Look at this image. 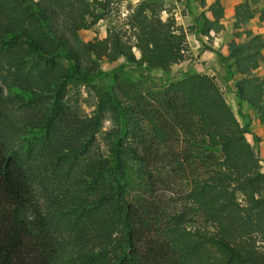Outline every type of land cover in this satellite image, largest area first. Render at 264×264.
<instances>
[{
	"label": "trees",
	"instance_id": "trees-1",
	"mask_svg": "<svg viewBox=\"0 0 264 264\" xmlns=\"http://www.w3.org/2000/svg\"><path fill=\"white\" fill-rule=\"evenodd\" d=\"M123 1L0 0V264H264V172L214 76L157 94L114 78L93 85L92 114L71 98L110 77L104 62L169 73L184 58L169 0L121 18ZM196 1L209 12L204 33L222 32V0ZM256 3L236 5L223 54L239 101L264 124V42L246 28L264 21ZM101 21L106 36L85 39ZM8 95L25 111L19 142Z\"/></svg>",
	"mask_w": 264,
	"mask_h": 264
},
{
	"label": "rangeland",
	"instance_id": "rangeland-1",
	"mask_svg": "<svg viewBox=\"0 0 264 264\" xmlns=\"http://www.w3.org/2000/svg\"><path fill=\"white\" fill-rule=\"evenodd\" d=\"M141 0H124L120 6L121 18H124L131 8ZM173 6L178 23L183 26L186 32V46L184 58L174 65L169 73L162 71H146L145 69L133 66L120 59L115 63H102L104 71L110 73V77H102L92 82L90 85L78 86L70 92L73 100L77 99L81 108L87 114H92L96 109V96L93 85L109 88L115 80L130 92L139 89H148L152 93H158L160 88L173 80H179L190 74H207L214 76L224 92V96L237 115V118L246 129L249 142L254 147L260 158L261 168L264 172V124L258 120L255 111L241 103L233 89V74L224 60V49L228 41L233 38L232 26L234 9L243 0H222L225 8L226 19L224 20L225 29L220 33L211 32L206 35L202 26V14H209L207 7L202 6L196 0H169ZM215 0H208V5ZM207 5V6H208ZM255 7L263 8L264 0H258ZM109 23L101 21L92 30L84 31L85 39L95 37L103 38L107 34ZM254 33L259 34L264 42V21L257 16L246 26ZM264 76V68L258 72ZM7 75V72H5ZM10 76H8V80ZM113 79V80H112ZM236 79L238 77L236 76ZM10 93L9 90H7ZM9 105L8 118L11 126L9 127L10 136L16 141H20V129L18 122L23 118L25 111L22 104H18L10 95L7 98ZM116 114L109 107L103 118V126L100 132L102 141L103 133L115 124ZM66 258L62 257L58 264H65Z\"/></svg>",
	"mask_w": 264,
	"mask_h": 264
}]
</instances>
